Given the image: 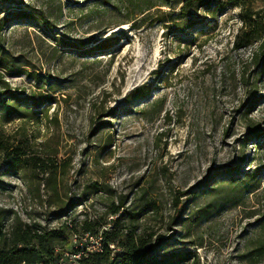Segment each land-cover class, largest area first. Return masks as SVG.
Segmentation results:
<instances>
[{
	"label": "rangeland",
	"instance_id": "1",
	"mask_svg": "<svg viewBox=\"0 0 264 264\" xmlns=\"http://www.w3.org/2000/svg\"><path fill=\"white\" fill-rule=\"evenodd\" d=\"M103 1L0 0V65L11 67H0L11 105H0V136L66 162L60 193L74 203L58 218L46 175L13 171L0 151L5 228L96 219L122 197L139 230L166 239L161 254L264 264V38L262 51L235 48L231 0L186 18L177 0L136 16L127 0ZM246 7L264 10V0ZM105 37L118 42L96 49ZM142 85L149 96L127 102Z\"/></svg>",
	"mask_w": 264,
	"mask_h": 264
},
{
	"label": "trees",
	"instance_id": "2",
	"mask_svg": "<svg viewBox=\"0 0 264 264\" xmlns=\"http://www.w3.org/2000/svg\"><path fill=\"white\" fill-rule=\"evenodd\" d=\"M104 0L101 3L108 2ZM233 6L240 9L239 18L241 27L235 37V48L241 49L258 44L261 50V40L264 38V10L254 11L246 7L247 0H231ZM130 8L136 9L132 15L143 14L157 4L152 0H127ZM179 16L186 18L192 10L218 8L222 10L223 5L216 0H177L180 5ZM163 6L171 7L169 3ZM13 16V15H12ZM27 13L20 12L14 15V19L26 18ZM174 21V20H173ZM8 21H0V31ZM118 42L117 37H105L96 42L98 50H108ZM262 51V50H261ZM258 56L255 55V60ZM0 67H2L0 65ZM10 70L11 67H2ZM10 92V87L4 81L0 73V105L7 113L10 110L5 95ZM151 92L150 86H140L131 91L126 97L127 102L144 100ZM34 115L33 110L28 111V116ZM10 119H6L9 121ZM258 137L257 131L254 132ZM0 151L7 153L10 167L16 172L30 171L33 174L46 175L44 188L48 194L47 204L55 211L58 218L64 216L74 203L65 201L61 197L60 188L66 176V162H58L52 155H42L33 152L27 155L22 149L14 148L3 141L0 136ZM97 185V184H96ZM95 185V186H96ZM39 192V187H35ZM217 191V186L211 188ZM101 192V191H99ZM141 217L139 213L132 210V205L127 206L126 198L111 199L105 205L102 216L96 219L85 218L79 221L65 220L59 228L46 229L36 222L23 224L17 219V224L7 230L4 225V214L0 213V264H55L56 259L62 256L69 246L70 236L74 233L92 235L103 232V250L101 253H88L81 259V264H184L185 257L178 254H161L163 243L166 239L162 235L148 233L137 227ZM79 227V229H77ZM114 245L120 248V254L114 253Z\"/></svg>",
	"mask_w": 264,
	"mask_h": 264
},
{
	"label": "built area",
	"instance_id": "3",
	"mask_svg": "<svg viewBox=\"0 0 264 264\" xmlns=\"http://www.w3.org/2000/svg\"><path fill=\"white\" fill-rule=\"evenodd\" d=\"M103 232L96 235L89 233H72L69 246L62 256L56 259L55 264H81V259L88 253H101L103 250ZM114 246V245H112ZM122 250L114 246V253L120 254Z\"/></svg>",
	"mask_w": 264,
	"mask_h": 264
}]
</instances>
